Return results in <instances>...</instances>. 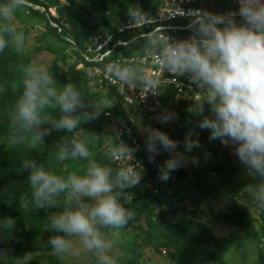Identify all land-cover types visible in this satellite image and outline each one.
I'll return each instance as SVG.
<instances>
[{"label": "clouds", "instance_id": "9594fccd", "mask_svg": "<svg viewBox=\"0 0 264 264\" xmlns=\"http://www.w3.org/2000/svg\"><path fill=\"white\" fill-rule=\"evenodd\" d=\"M62 3L67 4L68 0ZM238 4L235 11L226 13L188 12L191 19L187 27L192 34L187 38L172 39L163 35L160 28L158 33H141L140 37L143 49L155 52L162 72L177 76L186 73L190 83L203 93L193 99L187 111L200 117L197 127L208 129L210 140L234 145L235 155L248 175L258 178L251 192L254 201L264 207V0H238ZM28 7L29 0H0V53L8 48L24 49L25 35L18 27L17 15ZM128 13L131 24L141 18L139 10ZM143 17L147 20L145 14ZM19 71L20 91L10 116L9 143L13 146L33 149L44 143V135L51 130L72 132L81 121L95 119L103 109L111 107L107 102H86L73 83L59 86L44 64L21 65ZM107 71L119 82L120 95L125 94L126 87L134 88L136 84L156 92L157 81L134 63H111ZM11 88L16 91L17 85L12 84ZM5 91L0 84V94ZM174 118L175 113L167 110L157 117L161 123ZM141 130L150 161L161 149L169 153L159 165L161 181H167L173 171L188 161L185 153L200 147L191 132L186 133L180 151L179 142L166 132L151 127ZM55 149L57 161H83L81 169L59 175L35 159L23 160L22 169L29 170L27 181L31 189L30 197L21 198L24 210L31 204L37 208L55 207L57 197L63 195V207L52 213L48 221L52 235L47 244L53 254L82 252L90 254L95 264H117L112 250L120 240V230L133 215L122 203L124 189L140 183L141 170L130 166L112 168L97 162L82 138L60 139ZM129 150L131 154L132 149ZM109 153L117 154L113 149ZM191 162L196 164L198 160L192 157ZM14 224V218L0 219L2 229L10 231ZM29 259L26 257L24 264Z\"/></svg>", "mask_w": 264, "mask_h": 264}, {"label": "trees", "instance_id": "16d2710c", "mask_svg": "<svg viewBox=\"0 0 264 264\" xmlns=\"http://www.w3.org/2000/svg\"><path fill=\"white\" fill-rule=\"evenodd\" d=\"M161 1L68 0L64 5L62 0H29V7L18 13V27L25 35L24 49L8 48L0 53V84L6 88L0 94V219L11 217L15 220L10 231L0 228V253L8 244L19 249L22 241L38 243L48 240L52 235L47 228L49 216L63 207L64 196L61 195L57 197L55 207L37 208L31 204L27 211L24 210L21 198L30 197L31 189L27 181L29 170L22 169L23 160L35 159L47 170L67 175L81 169L84 162L57 161L55 145L60 139L82 138L87 141L97 162L112 168L124 167L112 159L109 149L117 147L111 126L125 117L126 109L117 90L106 83L101 85L89 71L95 62L86 60L84 53L94 35L114 32L117 24L129 19V10L154 12ZM180 21L185 22L183 19ZM40 26L43 28L31 49L27 37L31 29ZM146 30L141 28L131 34H122L125 40L131 36L137 38L127 45L118 46L109 59L143 52L144 41L139 34ZM38 50L51 54L50 63L46 66L59 86L73 83L86 102H107L111 107L103 109L95 119L81 121L72 132L51 130L44 135L43 144L29 149L9 143L12 132L10 116L20 91L22 74L19 68L31 64L32 52ZM80 63L83 66L80 67ZM12 84L17 85L16 91L12 90ZM173 93L174 89L170 87L169 93L163 97L168 111L180 114L193 103L186 102L184 98L173 99ZM205 114H208L207 104ZM199 118L196 115L193 118L195 126ZM90 122L98 123L101 129L98 136ZM143 124L144 120L139 119L136 137ZM156 128L181 145L176 131L169 125L158 121ZM126 140L131 144L129 138ZM202 142L203 145L196 148L194 157L198 163L193 170L180 166L167 181L159 179V165L169 156L168 152L161 149L159 155L150 161V154L141 140L132 151L134 167L141 170L142 178L138 185L124 189L122 203L133 215L120 230L125 241L126 258H117V264H143L146 250L157 259H167L166 264H228L225 256L232 232H241L257 240L255 264H264V207L254 201L251 192L258 178L248 175L235 155L234 145L226 146L219 139L217 142ZM187 202L191 208L186 206ZM0 264L16 263L12 259H0Z\"/></svg>", "mask_w": 264, "mask_h": 264}, {"label": "built area", "instance_id": "2783aa9c", "mask_svg": "<svg viewBox=\"0 0 264 264\" xmlns=\"http://www.w3.org/2000/svg\"><path fill=\"white\" fill-rule=\"evenodd\" d=\"M200 1L162 0L161 5L156 11L140 12L141 18L137 23L131 24V18H129L117 24L114 32L105 35H94L85 49V59L95 62L89 68V71L95 75V78L101 85L106 83V85L112 86L116 90L119 87V82L107 71V65L111 63L121 65L134 63L143 72L151 74L157 81L154 89L155 93L143 84H136L134 88L132 86L126 87L125 94L120 95L123 106L126 109V115L122 120L115 121L113 131L116 135L117 147L113 150L117 154L111 156L114 161L122 163L124 167H134L132 151L138 147L140 140L144 141L145 139V135L141 130L142 127L156 128V123L159 121L157 117L167 110L163 97L169 93L170 87L174 89L173 99L184 98L186 102H193L194 98L202 96L203 93L190 83L186 73L177 76L166 70L162 72L156 54L151 49H145L140 54L131 56L120 55L116 59H109V57L116 52L115 50L118 46L127 45L137 38V36H131L125 40L122 38V34H131L141 28L147 29L142 32L144 35H150L153 32L158 33L160 28L163 35H167L172 39L187 38L192 34L187 27L191 19L187 13L195 10L205 11L200 5ZM231 4V7L218 9L214 13L235 11L239 6L238 0H231ZM143 14L147 16V20L144 19ZM180 19L185 20V22H181ZM236 19L239 22L240 18L238 16ZM183 31L187 32L182 33ZM79 66L81 67L83 64L80 63ZM139 119H143L144 124L137 130L139 136L136 137L135 132ZM126 138L130 139L131 144L127 142ZM128 147L132 149L131 154H129L130 150ZM121 149H123L122 153L120 152Z\"/></svg>", "mask_w": 264, "mask_h": 264}, {"label": "rangeland", "instance_id": "374dc122", "mask_svg": "<svg viewBox=\"0 0 264 264\" xmlns=\"http://www.w3.org/2000/svg\"><path fill=\"white\" fill-rule=\"evenodd\" d=\"M203 1V0H202ZM201 1V3H202ZM222 2H229V0H221ZM200 3V5H201ZM202 6V5H201ZM231 5L227 6L230 7ZM53 14H55L54 9H51ZM39 28V29H38ZM42 26L35 27L31 29L28 37L27 44L32 49L36 43L37 34L41 31ZM52 56L49 52L45 50H38L32 52V63L40 64H49ZM188 108L182 110L180 114H175V118L168 121L166 124L170 128L176 131V138L181 142V145L178 146L180 151H183V140L186 133L191 132L193 138H198L200 147L203 145L202 140L209 142H217L218 139L210 140L209 139V130L208 129H199L194 124L195 115L187 111ZM90 127L96 136L101 132V129L98 123H91ZM111 129L114 130V126H111ZM202 139V140H201ZM197 154V150L194 147L190 152L185 153L188 161L181 166H184L189 171L193 170L194 165L191 162L192 157ZM187 207L191 206L189 203H186ZM207 218V217H205ZM221 233V232H220ZM218 233V235L220 234ZM225 234L224 232H222ZM229 237H232L231 242L226 249V262L228 264H255L257 261V240L252 239L251 237L241 233V232H232ZM47 241V239H46ZM45 240H41L38 243L25 242L22 241L19 249H15L12 244H8L0 257L2 260L12 259L16 264H24L26 257H30L25 264H95L94 258L90 254L86 253H66L62 255L53 254L50 249V246ZM123 239L120 236V240L113 248V254L119 259H125L124 253V244ZM125 242V241H124ZM145 259V261H144ZM167 259H157V257L146 250L145 258L142 259L143 264H166Z\"/></svg>", "mask_w": 264, "mask_h": 264}, {"label": "crops", "instance_id": "0c3cea01", "mask_svg": "<svg viewBox=\"0 0 264 264\" xmlns=\"http://www.w3.org/2000/svg\"><path fill=\"white\" fill-rule=\"evenodd\" d=\"M201 5L203 9H205L206 11H210V12H216L218 9H221V8H229L227 7L229 5L232 6L231 0H229V2H222L221 0H203Z\"/></svg>", "mask_w": 264, "mask_h": 264}, {"label": "bare ground", "instance_id": "6f19581e", "mask_svg": "<svg viewBox=\"0 0 264 264\" xmlns=\"http://www.w3.org/2000/svg\"><path fill=\"white\" fill-rule=\"evenodd\" d=\"M114 117V116H113Z\"/></svg>", "mask_w": 264, "mask_h": 264}]
</instances>
